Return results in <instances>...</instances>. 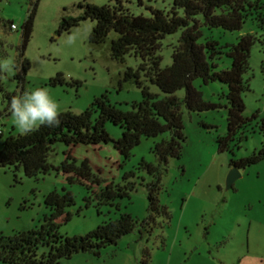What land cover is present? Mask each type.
<instances>
[{"label":"rangeland","instance_id":"1","mask_svg":"<svg viewBox=\"0 0 264 264\" xmlns=\"http://www.w3.org/2000/svg\"><path fill=\"white\" fill-rule=\"evenodd\" d=\"M114 5L115 0H0V62L12 57L15 68L1 72L6 91L21 95L42 87L59 105V113L70 110L83 112L102 94L123 110L142 99L141 89L133 81L120 84L127 67L137 68L140 59L133 54L116 60L110 55V41L117 37L110 31L103 42L90 43L89 34L95 21L84 19L69 31L57 33L62 18L77 16L82 10L77 3ZM248 12L242 27L225 30L208 28L201 15L197 16L202 32L200 42L214 40L219 46L237 43L245 34L256 39L251 47L244 79L249 89L242 94L244 116L264 117V0ZM130 14L151 16L159 9L169 13L172 0H122ZM35 7L30 39L24 57L30 63L25 73L20 68L22 25ZM183 15V10L178 9ZM11 24L16 29L10 27ZM182 29L167 34L161 40V66L172 63V53ZM217 68H227L230 60L220 57ZM62 74L64 82L51 85L49 80ZM19 75L23 80L18 79ZM192 84L202 92L205 101L217 106L203 111H189L182 106L183 132L186 137L180 157H169L158 177L140 168L144 160L158 164L152 151L161 140L170 139L169 131L154 137H142L128 158L116 149L113 141L101 144L77 143L71 146L56 142L48 155L52 165L46 172L25 175L22 167L0 166V232L10 235L27 231L41 224L51 209L45 198L51 192L73 194L74 203L66 208L69 218L57 219L63 235H82L97 225L129 213L137 221L135 228L123 235L116 244L102 247L98 254L79 252L55 264H140L148 255L147 264H264V159L245 168L230 188L226 176L232 160L250 155L264 145V134L257 124L248 127L239 146L232 152L220 150L218 136L226 133L227 86L219 81L203 83L200 78ZM149 90L164 98L166 94L155 84L146 82ZM179 99L185 89L175 92ZM8 101L0 94V146L9 134H20L8 111ZM106 129L113 140L121 128L112 122ZM235 141H233L234 143ZM68 155L70 157L68 158ZM80 166L87 161L92 173L89 179L74 177L57 167L64 160ZM133 175L124 178L126 173ZM158 181L157 198L161 205L149 231H142V221L148 216L147 184ZM133 188L128 196L103 202L100 192L111 184ZM40 250H43L41 247ZM0 264H2L0 262Z\"/></svg>","mask_w":264,"mask_h":264},{"label":"trees","instance_id":"2","mask_svg":"<svg viewBox=\"0 0 264 264\" xmlns=\"http://www.w3.org/2000/svg\"><path fill=\"white\" fill-rule=\"evenodd\" d=\"M115 1L114 5H95L85 1L77 3L82 13L62 18L57 33L69 31L81 20L88 18L95 21L88 38L90 43L99 44L110 31H115L117 37L110 41L111 58L123 60L124 55L133 54L140 59L137 68H126L119 82L133 81L141 89L142 99L131 103L130 109L123 110L111 103L104 93L96 97L81 113L70 110L60 112L59 126H40L37 131L28 135L9 134L1 142L0 166H13L15 169L22 167L28 177L46 172L52 168L48 155L53 144L58 141L71 146L77 143L101 144L111 140L122 156L128 158L142 137H154L167 130L170 139L157 142L152 149L158 164L140 161V168L158 177L169 157L181 156L186 140L182 106L189 111H203L217 106L203 99L202 92L192 84L196 78H200L205 84L219 81L227 86L226 133L217 138L220 150L232 152L231 145L239 146L245 130L253 125V121L259 132L264 134V117L258 120L257 114L244 116L242 97L243 92L249 89L244 73L256 38L245 34L237 43L224 46H219L210 39L200 42L202 32L197 19L201 15L208 28L238 30L248 12L253 7H260L258 0H172L169 13L155 9L149 17L130 14L122 0ZM178 9L183 10V15L178 14ZM34 12L35 7L22 25L20 68L23 73L30 66L28 59L24 57V50L32 33ZM178 29H182V32L172 53V63L162 67L159 54L161 40ZM262 44L264 48V40ZM220 57L230 60L229 67L217 68L215 61ZM16 77L23 80L19 75ZM63 82L64 77L60 73L49 80L51 85ZM146 82L155 84L166 96L159 98L149 90ZM181 88L185 89L183 99L175 95ZM0 94L7 99L8 107L11 98L16 96L5 90L1 79ZM109 121L121 128V135L116 140L110 137L106 129ZM262 159L264 145L246 157L232 160L231 165L245 168ZM68 160H64L57 168L70 173V180L74 177H91L87 161L78 166L75 159ZM131 175L132 172L126 173L124 178ZM132 188L131 182L115 188L108 184L100 192L99 198L103 202H112L116 197L128 196V191ZM158 189V181L153 180L147 184L148 216L142 221V231H149L150 225L155 221V213L161 210L156 195ZM45 203L51 212L44 216L37 227L10 235L0 232L2 264H55L79 252L98 254L102 247L116 244L123 235L130 233L137 223L131 214L121 213L118 218L105 221L85 234L63 235L59 232L57 219L62 216L69 218L66 208L74 203L73 194L66 190L62 194L51 192L46 196ZM41 247L43 250H40ZM147 262L146 254L140 264Z\"/></svg>","mask_w":264,"mask_h":264},{"label":"clouds","instance_id":"3","mask_svg":"<svg viewBox=\"0 0 264 264\" xmlns=\"http://www.w3.org/2000/svg\"><path fill=\"white\" fill-rule=\"evenodd\" d=\"M14 68L15 60L12 57L0 62V70L3 72H11ZM8 111L21 135L31 134L40 126H59V105L49 95L47 89L42 87L13 96Z\"/></svg>","mask_w":264,"mask_h":264},{"label":"water","instance_id":"4","mask_svg":"<svg viewBox=\"0 0 264 264\" xmlns=\"http://www.w3.org/2000/svg\"><path fill=\"white\" fill-rule=\"evenodd\" d=\"M240 176L239 170L236 166H232L226 176V187L230 188L236 178Z\"/></svg>","mask_w":264,"mask_h":264},{"label":"built area","instance_id":"5","mask_svg":"<svg viewBox=\"0 0 264 264\" xmlns=\"http://www.w3.org/2000/svg\"><path fill=\"white\" fill-rule=\"evenodd\" d=\"M10 27H11L12 29H16V26H15L14 24H11Z\"/></svg>","mask_w":264,"mask_h":264}]
</instances>
